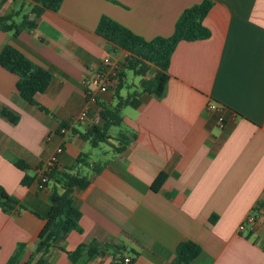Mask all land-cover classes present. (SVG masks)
I'll return each mask as SVG.
<instances>
[{"label": "crops", "instance_id": "crops-1", "mask_svg": "<svg viewBox=\"0 0 264 264\" xmlns=\"http://www.w3.org/2000/svg\"><path fill=\"white\" fill-rule=\"evenodd\" d=\"M202 1L63 0L57 12L35 19L30 1L0 0V17L34 22L18 36L0 30V52L11 46L52 77L29 104L16 90L17 77L0 67V111L17 117L12 124L0 113V188L18 203L10 214L0 209V264L19 248L14 264L36 261L50 197L63 194L58 182L65 174L85 176L89 184L71 193L78 229L54 242L45 264H122L124 258L173 264L182 242L200 248L190 264H264V0H209L204 26L211 36L176 46L162 97L140 87L153 67L124 93L123 68L114 88L86 104L94 88L83 81L102 59L127 57L96 35L101 16L150 41L170 37L181 13ZM126 98L120 125L101 142L94 147L80 138L94 118L102 125L101 113ZM210 103L220 112L206 110ZM86 107L89 117L72 123ZM124 137L128 144L117 151ZM58 146L63 152L39 189L38 169ZM19 161L26 171L15 166ZM160 174L166 179L154 191ZM248 214L254 228L238 232ZM79 245L86 249L72 263L67 252Z\"/></svg>", "mask_w": 264, "mask_h": 264}, {"label": "trees", "instance_id": "trees-1", "mask_svg": "<svg viewBox=\"0 0 264 264\" xmlns=\"http://www.w3.org/2000/svg\"><path fill=\"white\" fill-rule=\"evenodd\" d=\"M32 3L31 15L39 18L44 11L57 12L63 0H28ZM212 9V2L203 0L185 9L178 17L173 34L170 37H157L150 41L134 35L130 30L113 21L112 19L101 16L98 21L95 33L114 47L124 51L127 57L123 67L132 71L134 75L144 77V75L154 68V73L150 79H143L140 82L142 92L149 93L156 98L163 96L169 78L168 68L170 58L181 42H194L206 40L211 36L210 31L204 26V19ZM11 16L0 17V30L11 32L13 36H18L23 30L34 27V22L28 17H23L19 24L11 21ZM0 67L17 77L16 90L19 96L29 104H35L34 97L44 93L52 80L51 74L35 66L23 54L11 46H5L0 52ZM122 77V76H121ZM128 98L119 100L118 105L112 110H104L101 113L103 124L93 126L80 138L89 141L92 146H96L105 138V132L111 127L120 125V108L128 103ZM1 115L10 123L17 122V117L9 111L2 109ZM124 144L117 148L121 151L129 141L124 137ZM15 166L21 171L28 169L23 162H16ZM52 174L49 175L51 177ZM166 176L160 174L154 181L152 189L157 191L165 181ZM30 179L24 177L22 185L27 186ZM63 189L62 195L53 193L50 197L51 208L46 216V222L38 235V243L35 254L38 258L33 264H45V255L54 242L71 231L78 229V211L73 206L71 193L74 189H84L88 186L89 180L85 176L65 174L60 182ZM18 203L5 194L0 188V209L5 214H10ZM212 218L211 222L214 221ZM61 249V248H60ZM85 245H79L73 252H67L70 262L74 263L82 255ZM88 251L91 247H87ZM62 250V249H61ZM20 248L9 260V264H14ZM176 257L173 264H190L200 253V248L192 242H182L176 248Z\"/></svg>", "mask_w": 264, "mask_h": 264}, {"label": "built area", "instance_id": "built-area-1", "mask_svg": "<svg viewBox=\"0 0 264 264\" xmlns=\"http://www.w3.org/2000/svg\"><path fill=\"white\" fill-rule=\"evenodd\" d=\"M123 63L118 60L111 59L109 57H105L102 59L100 67L97 71L94 72L93 76L90 79H85L83 81V85H91L93 86V90L88 91L86 94V104L91 106L95 104L97 101V94L107 93L109 90L114 88L119 80L121 79V73L123 70ZM206 110L208 111H219L220 109L215 104H208L206 106ZM89 107H86L78 116L72 119V123H79L86 120L89 117ZM100 118L93 119V125L98 126L100 124ZM223 116L218 117V126L219 128L223 127ZM66 128H61L59 133L63 134ZM50 138L47 137V140ZM63 152L62 147H56L54 153L50 156V158L42 164V166L38 169V180L37 186L39 189H43L48 183V176L51 174L53 169L55 168L58 157ZM255 225V217L253 214H248L244 221L238 226V232H245L247 228L252 230ZM132 260L130 258H124L122 264H131Z\"/></svg>", "mask_w": 264, "mask_h": 264}, {"label": "rangeland", "instance_id": "rangeland-1", "mask_svg": "<svg viewBox=\"0 0 264 264\" xmlns=\"http://www.w3.org/2000/svg\"><path fill=\"white\" fill-rule=\"evenodd\" d=\"M125 87L123 89V92L125 93L126 91L132 92L134 91V85L138 86V82L140 78L138 76L133 75V73L129 70L125 71ZM134 84V85H133Z\"/></svg>", "mask_w": 264, "mask_h": 264}]
</instances>
